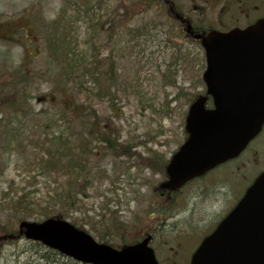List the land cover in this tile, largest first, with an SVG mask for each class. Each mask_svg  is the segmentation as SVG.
<instances>
[{"label": "rangeland", "instance_id": "rangeland-1", "mask_svg": "<svg viewBox=\"0 0 264 264\" xmlns=\"http://www.w3.org/2000/svg\"><path fill=\"white\" fill-rule=\"evenodd\" d=\"M175 1L193 20H220L217 0ZM161 2L0 0V33L11 36H0V264H44L37 250L55 257L57 263L47 264H81L19 235L20 220L44 217H24L12 205L22 192L43 204L53 183L34 158L57 133L85 136L89 150L81 168L87 177L81 178L82 193L61 218L116 247L151 232L158 257L170 256L180 231L171 226L174 211L156 188L169 156L185 139L187 107L205 89V57ZM193 6H202L203 15ZM27 16L33 17L30 27ZM19 26L27 28L16 31ZM51 29V35L62 32L76 60L73 85L58 81L63 56L50 53ZM68 96L78 104L77 116ZM246 150L230 163L241 168L244 188L264 167V129Z\"/></svg>", "mask_w": 264, "mask_h": 264}, {"label": "water", "instance_id": "water-1", "mask_svg": "<svg viewBox=\"0 0 264 264\" xmlns=\"http://www.w3.org/2000/svg\"><path fill=\"white\" fill-rule=\"evenodd\" d=\"M195 37L205 50L203 79L214 107L205 108V96L190 104L188 137L166 167L169 180L162 186L167 189L237 156L264 123V18L245 29L212 30ZM18 227L27 239L83 263L158 264L148 237L117 250L60 218L23 220ZM190 264H264V172L203 239Z\"/></svg>", "mask_w": 264, "mask_h": 264}, {"label": "flooded vegetation", "instance_id": "flooded-vegetation-1", "mask_svg": "<svg viewBox=\"0 0 264 264\" xmlns=\"http://www.w3.org/2000/svg\"><path fill=\"white\" fill-rule=\"evenodd\" d=\"M167 1L171 4V11L179 25L182 28L186 24L190 25L191 34L205 33L210 29L227 31L233 27L244 28L264 17V0H217L214 7H217L220 20L211 24L193 20L189 15L190 11L180 10L175 0ZM193 8L199 11L200 16L203 15L202 6H193ZM232 9L236 11L230 12ZM226 17L228 23L225 22ZM263 129L264 126L260 134ZM231 162L227 160L217 165L206 173L187 181L174 191L160 187L165 177L158 184L156 190L164 206L174 211L171 215L173 218L171 226L179 228L180 231V234L175 237L174 246L170 247V256L162 255L159 258L153 248L159 264L172 263L170 258L173 260L172 264H188L200 241L215 229L241 199L244 193L241 168L233 165L230 167ZM262 170L264 167L258 173ZM184 202L187 204L186 207H181ZM161 214L164 215L162 212ZM181 220L187 221L178 227L176 223ZM146 235L150 236L149 245L152 246L151 232H145L141 239ZM189 239L192 241L190 242Z\"/></svg>", "mask_w": 264, "mask_h": 264}, {"label": "trees", "instance_id": "trees-1", "mask_svg": "<svg viewBox=\"0 0 264 264\" xmlns=\"http://www.w3.org/2000/svg\"><path fill=\"white\" fill-rule=\"evenodd\" d=\"M27 18L31 19V21L27 19L25 25L30 27L33 25V17L27 16ZM26 28L25 26H19L15 30H22L24 32ZM54 31L55 29H51L48 36L50 53L56 56L57 59H61V56H63L61 62L64 64V67L58 73V81L59 83L64 82V86L70 83L73 85L76 82L75 78H77L75 70L73 69V64L76 60L75 58L71 60L69 57V49L65 40L66 37L62 35V32H60L59 36L51 35ZM0 36L11 39L8 33H4L3 35L0 33ZM51 36L53 37L51 38ZM83 68L88 72L91 71L89 67L86 68V65H84ZM67 100L69 104L68 107H70L69 109H72L74 116H77L79 108L78 104L73 101V96H68ZM94 131L97 132L95 129ZM46 136L45 134V138ZM102 140L109 142L108 138H102ZM74 141H76V145ZM45 142L46 141H43L44 144ZM11 143V138L6 136L5 145ZM87 144L86 137L82 135H77V137H75L70 135L65 136L63 133L53 134L47 142V146H45V149L42 151V154L40 155L39 152L36 153L39 155V158H34L35 164L43 170L44 174L49 175L51 178L50 182L53 183V185H47V190L43 197H41L43 204L39 203L37 200H31L28 197V193L22 192L16 196V198L12 199L13 208L22 213L24 217H34L35 215H42L43 217H61L65 211L77 202L78 195H81V178L87 179L81 170L85 154L89 151ZM60 176L61 178H59ZM85 188L86 186H84V190ZM32 205L35 206L36 209H34ZM49 252L51 254L58 253L54 250H50ZM48 259L50 263H57L53 255L49 256L47 260Z\"/></svg>", "mask_w": 264, "mask_h": 264}]
</instances>
